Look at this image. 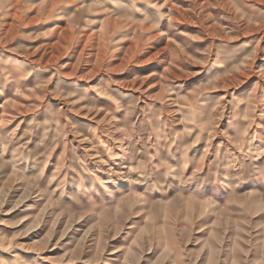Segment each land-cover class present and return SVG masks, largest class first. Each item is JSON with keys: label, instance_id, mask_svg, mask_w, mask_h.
<instances>
[{"label": "rangeland", "instance_id": "374dc122", "mask_svg": "<svg viewBox=\"0 0 264 264\" xmlns=\"http://www.w3.org/2000/svg\"><path fill=\"white\" fill-rule=\"evenodd\" d=\"M0 264H264V0H0Z\"/></svg>", "mask_w": 264, "mask_h": 264}]
</instances>
